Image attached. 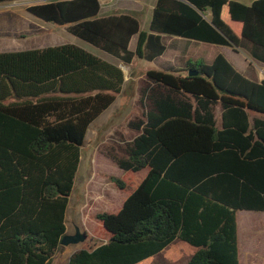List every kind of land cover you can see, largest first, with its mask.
Returning a JSON list of instances; mask_svg holds the SVG:
<instances>
[{"label": "trees", "instance_id": "16d2710c", "mask_svg": "<svg viewBox=\"0 0 264 264\" xmlns=\"http://www.w3.org/2000/svg\"><path fill=\"white\" fill-rule=\"evenodd\" d=\"M101 10V0L27 8L128 66L163 56V36L248 45L264 64V0H156L148 33L130 14ZM124 84L120 66L76 45L0 52V264H50L60 251L87 133ZM140 104L127 157L108 156L147 175L117 213L97 215L105 241L68 264H139L176 239L196 249L187 264H240L237 213H264V79L246 78L218 54L149 71ZM255 220L246 227L263 226Z\"/></svg>", "mask_w": 264, "mask_h": 264}, {"label": "rangeland", "instance_id": "374dc122", "mask_svg": "<svg viewBox=\"0 0 264 264\" xmlns=\"http://www.w3.org/2000/svg\"><path fill=\"white\" fill-rule=\"evenodd\" d=\"M46 1L49 0H20L0 4V52L72 44L121 66L125 73V84L121 93L116 96L114 104L91 125L82 147L81 162L66 215L67 234L74 235L79 228L82 233L86 232L95 239L87 236V240L83 243L62 245L50 262V264H68L73 253L92 247L96 242L99 244L105 241L97 215L117 213L126 199V194L136 189L139 177L146 172V170L138 173L124 172L111 161L108 154L126 158L127 144L139 135V132L130 128L129 124L143 116L140 96L142 88L146 85L147 73L164 70L162 69L164 66L183 67L188 61L203 60L208 63L218 54L223 55L238 69L236 60L238 58L248 60L249 56L245 48L236 52L238 55H232L229 49L226 51L219 45L163 36L167 50L162 58L157 62H147L135 57L128 66L71 35L66 27L45 22L27 12L29 6ZM155 3L156 0H101V15L130 14L139 20L141 31L148 33ZM137 40L138 36L132 41L133 50L136 49ZM215 114L219 128L220 105L217 106ZM114 179L124 181L127 186L126 191L121 190ZM128 191L130 192L127 193ZM123 197L125 198L122 199ZM250 216H254L255 221L264 223L262 212L237 213L240 264H264V224L254 229L247 228L245 223ZM179 242L180 240L172 243L154 261L150 259L140 264H186L195 252V248L187 243L186 247L178 248ZM176 256L180 259L186 257V260H178V257L175 259Z\"/></svg>", "mask_w": 264, "mask_h": 264}, {"label": "crops", "instance_id": "0c3cea01", "mask_svg": "<svg viewBox=\"0 0 264 264\" xmlns=\"http://www.w3.org/2000/svg\"><path fill=\"white\" fill-rule=\"evenodd\" d=\"M251 1L252 0H250V1H243V2H245V3H251ZM102 11V10H101ZM137 37V36H136ZM135 39V37L132 39V41ZM207 44V43H206ZM131 45H132V42H131V44H130V48H131ZM220 46V45H219ZM222 47H224V49L226 50V51H228V49H229V51H230V53L232 54V55H238L236 52H238L240 49H242V48H245V49H247V52H248V60H243V59H239L238 58V60H236V64H237V68L238 69H236V67H234L238 72H240L242 75H244L246 78H248V79H250V80H252V81H256V82H261L263 79H264V64L263 63H261V62H259V61H257V60H255L253 57H252V55H251V53H250V49H249V46L248 45H245V46H241L240 48L239 47H227V46H222ZM227 47V48H226ZM132 49V48H131ZM133 50V49H132ZM217 56V55H216ZM160 58H162V56L160 57ZM160 58H158L157 60H155L156 62L160 59ZM215 58V57H214ZM213 58V59H214ZM213 59H211L209 62H211ZM155 61H153V62H155ZM208 62V63H209ZM160 67H162V66H160ZM167 68H169L168 66L167 67H162V69H167ZM161 71H163V70H161ZM147 76V75H146ZM221 107V106H220ZM217 108V107H216ZM221 114H222V109H221ZM221 114H220V120H221ZM253 116V115H252ZM215 117H216V114H215ZM217 120V119H216ZM217 124H218V122H217ZM220 127H221V122H220ZM219 127V128H220ZM109 157V156H108ZM112 161V160H111ZM115 163V162H114ZM116 164V163H115ZM147 175V170H146V172H145V174L141 177H139V181H138V185H137V187L139 186V184L143 181V179L145 178V176ZM136 187V188H137ZM135 190V189H134ZM133 190V191H134ZM124 191H126V190H124ZM132 191V192H133ZM130 191H128L127 193H129ZM131 192V193H132ZM131 193H129L128 195L126 194V199L129 197V195L131 194ZM125 197H123L122 199H124ZM126 199H125V201H126ZM125 201H123V203H122V206H123V204H124V202ZM122 208V207H121ZM176 241H179V239H176L174 242H176ZM173 242V243H174ZM171 245V244H170ZM169 245V246H170ZM186 243L185 242H183V241H181L180 240V242L178 243V248H182V247H186ZM168 246V247H169ZM195 251H196V249H195ZM163 252V251H162ZM161 252V253H162ZM161 253H159V254H161ZM159 254H157V255H155L154 257H151V258H149V259H147V260H150V259H152L153 261L155 260V259H157L158 257H160V256H158ZM194 254V253H193ZM177 257L178 256H176L175 257V259H177ZM192 257V255L190 256V258ZM190 258L188 259V261L190 260ZM180 258L178 257V260H179ZM147 260H145V261H147ZM180 260H186V257L184 258V259H180ZM187 261V262H188ZM144 262V261H143ZM142 263V262H141ZM140 264V263H139ZM187 264V263H186Z\"/></svg>", "mask_w": 264, "mask_h": 264}, {"label": "water", "instance_id": "95a60500", "mask_svg": "<svg viewBox=\"0 0 264 264\" xmlns=\"http://www.w3.org/2000/svg\"><path fill=\"white\" fill-rule=\"evenodd\" d=\"M121 67V66H120ZM122 68V67H121ZM198 72H190V76L192 75H198ZM87 240V234L84 232L82 233L79 228H77V231L74 235L66 234L62 240L61 245H76L79 243H83Z\"/></svg>", "mask_w": 264, "mask_h": 264}, {"label": "built area", "instance_id": "2783aa9c", "mask_svg": "<svg viewBox=\"0 0 264 264\" xmlns=\"http://www.w3.org/2000/svg\"><path fill=\"white\" fill-rule=\"evenodd\" d=\"M54 1H60V0H54Z\"/></svg>", "mask_w": 264, "mask_h": 264}]
</instances>
